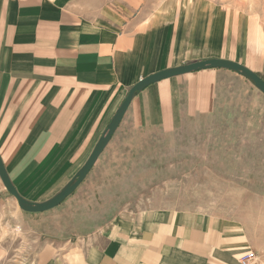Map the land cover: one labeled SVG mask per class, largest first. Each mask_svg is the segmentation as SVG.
<instances>
[{"label": "crops", "instance_id": "1", "mask_svg": "<svg viewBox=\"0 0 264 264\" xmlns=\"http://www.w3.org/2000/svg\"><path fill=\"white\" fill-rule=\"evenodd\" d=\"M82 4L0 0V157L32 202L54 196L74 176L141 78L209 58L245 64L208 19L186 13L163 22L154 14L118 25L88 17ZM224 75L239 73L207 68L146 86L112 138L130 118L172 128L181 117L207 114ZM244 219L168 206L130 210L82 238L43 244L35 264H264V241ZM250 251L256 258L245 260Z\"/></svg>", "mask_w": 264, "mask_h": 264}, {"label": "rangeland", "instance_id": "2", "mask_svg": "<svg viewBox=\"0 0 264 264\" xmlns=\"http://www.w3.org/2000/svg\"><path fill=\"white\" fill-rule=\"evenodd\" d=\"M82 3L88 17L118 25L154 14L163 22L186 13L208 19L212 32L217 26L228 34L224 46L236 60L264 79V0ZM179 120L172 128L125 120L90 173L53 209L23 211L0 190V264H35L43 244L82 238L140 208L243 217L264 241V94L241 74L224 75L213 109Z\"/></svg>", "mask_w": 264, "mask_h": 264}, {"label": "water", "instance_id": "3", "mask_svg": "<svg viewBox=\"0 0 264 264\" xmlns=\"http://www.w3.org/2000/svg\"><path fill=\"white\" fill-rule=\"evenodd\" d=\"M207 68H223L235 71L251 80L255 84V86L264 94V79L257 72L253 71L242 63L226 58H209L205 60L190 62L173 68L160 70L141 78L129 88L125 98L110 119L109 123L104 129L102 135L97 140L95 146L85 160L84 164L57 194L42 202H32L22 197L18 193L15 186L12 184L0 157V179L3 183V186L16 200L17 205L23 211L37 213L44 212L58 206L70 194H72L73 191L79 186V184L85 179L86 175L91 170L99 155L102 153L103 149L108 144L114 132L118 128L136 92L161 79Z\"/></svg>", "mask_w": 264, "mask_h": 264}, {"label": "built area", "instance_id": "4", "mask_svg": "<svg viewBox=\"0 0 264 264\" xmlns=\"http://www.w3.org/2000/svg\"><path fill=\"white\" fill-rule=\"evenodd\" d=\"M254 258H256L255 252L250 251V252H248V254L246 255V257L244 259L248 260V259H254Z\"/></svg>", "mask_w": 264, "mask_h": 264}]
</instances>
